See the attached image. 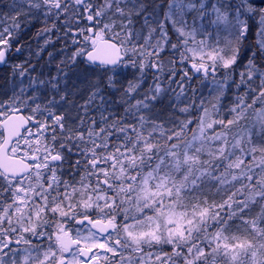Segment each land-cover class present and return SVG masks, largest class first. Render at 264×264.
<instances>
[{
  "label": "snow or ice",
  "instance_id": "6c2138e0",
  "mask_svg": "<svg viewBox=\"0 0 264 264\" xmlns=\"http://www.w3.org/2000/svg\"><path fill=\"white\" fill-rule=\"evenodd\" d=\"M0 67V264H264V0H0Z\"/></svg>",
  "mask_w": 264,
  "mask_h": 264
},
{
  "label": "trees",
  "instance_id": "16d2710c",
  "mask_svg": "<svg viewBox=\"0 0 264 264\" xmlns=\"http://www.w3.org/2000/svg\"><path fill=\"white\" fill-rule=\"evenodd\" d=\"M5 11H7V9H4ZM40 28L39 24L33 23L31 26H28L27 28H25V30L23 31L20 39L21 42L26 44L27 46L25 47L23 53L21 55H18L15 57V59L17 61L20 60H24L28 57L29 54V48L31 49L32 52H35L37 50V48L39 47V45L43 44V37L37 39L35 38V33L38 31V29ZM56 47L58 48L59 45H56ZM48 51H53L52 47H49L48 49H46L45 52L41 53L42 59L40 60V63L43 64L44 61H46L48 59L47 56V52ZM33 62H35V59L33 60ZM53 70H54V65H53ZM5 69H2L0 71V73L4 72ZM2 83V82H0ZM194 86L199 87L198 83L194 82ZM207 89L203 90L204 95L207 96L208 95V87L205 86Z\"/></svg>",
  "mask_w": 264,
  "mask_h": 264
},
{
  "label": "rangeland",
  "instance_id": "374dc122",
  "mask_svg": "<svg viewBox=\"0 0 264 264\" xmlns=\"http://www.w3.org/2000/svg\"><path fill=\"white\" fill-rule=\"evenodd\" d=\"M207 87H210V85L209 86H207ZM207 88L206 87H204V89L203 90H206Z\"/></svg>",
  "mask_w": 264,
  "mask_h": 264
},
{
  "label": "flooded vegetation",
  "instance_id": "af4514ba",
  "mask_svg": "<svg viewBox=\"0 0 264 264\" xmlns=\"http://www.w3.org/2000/svg\"><path fill=\"white\" fill-rule=\"evenodd\" d=\"M2 69H0V71H1Z\"/></svg>",
  "mask_w": 264,
  "mask_h": 264
}]
</instances>
